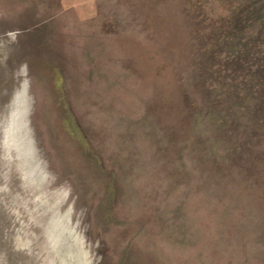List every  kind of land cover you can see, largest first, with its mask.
Masks as SVG:
<instances>
[{"label": "rangeland", "instance_id": "rangeland-1", "mask_svg": "<svg viewBox=\"0 0 264 264\" xmlns=\"http://www.w3.org/2000/svg\"><path fill=\"white\" fill-rule=\"evenodd\" d=\"M232 6L0 0V264H264L259 98L204 68Z\"/></svg>", "mask_w": 264, "mask_h": 264}, {"label": "trees", "instance_id": "trees-1", "mask_svg": "<svg viewBox=\"0 0 264 264\" xmlns=\"http://www.w3.org/2000/svg\"><path fill=\"white\" fill-rule=\"evenodd\" d=\"M230 2L233 6L230 11L227 10L229 15L213 23V36L210 38L211 43L215 41L214 45H219V51L216 49L212 54H220V57L222 56L220 60L224 63H220L222 66L217 73L213 65L209 68L206 64L204 68L209 78L216 76L220 81L228 79L235 95L238 88L255 92L259 102L254 114L256 117L261 116V120L258 121L264 123V0ZM210 62L211 56L206 63ZM237 93L239 94V91ZM259 128H263L264 131V124ZM259 133L263 138L264 132Z\"/></svg>", "mask_w": 264, "mask_h": 264}]
</instances>
